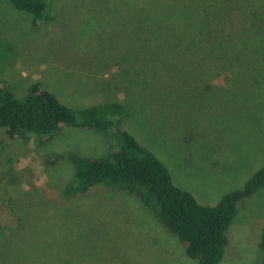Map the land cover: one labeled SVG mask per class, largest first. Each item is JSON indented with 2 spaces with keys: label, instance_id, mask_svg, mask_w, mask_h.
<instances>
[{
  "label": "rangeland",
  "instance_id": "1",
  "mask_svg": "<svg viewBox=\"0 0 264 264\" xmlns=\"http://www.w3.org/2000/svg\"><path fill=\"white\" fill-rule=\"evenodd\" d=\"M48 19L0 0V86L41 83L68 107H127L117 126L205 206L264 165V0H47ZM215 24V26H214ZM106 134L62 125L48 140L0 129V264H199L141 200L98 184L64 194L76 152ZM264 187L227 230L219 264L262 260Z\"/></svg>",
  "mask_w": 264,
  "mask_h": 264
},
{
  "label": "trees",
  "instance_id": "2",
  "mask_svg": "<svg viewBox=\"0 0 264 264\" xmlns=\"http://www.w3.org/2000/svg\"><path fill=\"white\" fill-rule=\"evenodd\" d=\"M18 10L33 15L34 22L48 19L47 0H9ZM215 26V24H214ZM127 116V107L108 101L75 110L41 83L30 86L28 94L18 99L0 86V129L9 139L39 134L48 140L62 125L92 128L106 134L112 142L102 158H85L76 152L54 154L46 163L67 160L74 164V178L64 194L85 193L102 184L137 196L159 223L182 243L188 257L199 264H219L228 245L227 230L239 209L264 187V165L240 189L225 194L213 206L200 204L195 196L177 186L166 166L128 131L117 126ZM264 264V230L260 241Z\"/></svg>",
  "mask_w": 264,
  "mask_h": 264
}]
</instances>
